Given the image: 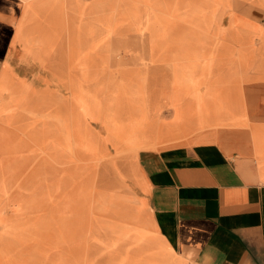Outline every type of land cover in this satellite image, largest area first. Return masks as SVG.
Wrapping results in <instances>:
<instances>
[{"label": "rangeland", "instance_id": "1", "mask_svg": "<svg viewBox=\"0 0 264 264\" xmlns=\"http://www.w3.org/2000/svg\"><path fill=\"white\" fill-rule=\"evenodd\" d=\"M14 1L0 28V264H173L121 188L140 149L204 130L248 128L264 156L244 93L264 85V0Z\"/></svg>", "mask_w": 264, "mask_h": 264}, {"label": "crops", "instance_id": "2", "mask_svg": "<svg viewBox=\"0 0 264 264\" xmlns=\"http://www.w3.org/2000/svg\"><path fill=\"white\" fill-rule=\"evenodd\" d=\"M5 1L12 10L0 9V28H10L9 17L20 9L14 0ZM6 47L0 40V67ZM244 93L248 114L264 128V85ZM263 128L254 134L260 136ZM134 165L130 186L121 191L129 200H144L150 220L143 222L137 210L135 216L155 230L170 262L264 264V156L256 159L250 129L204 130L140 149Z\"/></svg>", "mask_w": 264, "mask_h": 264}, {"label": "bare ground", "instance_id": "3", "mask_svg": "<svg viewBox=\"0 0 264 264\" xmlns=\"http://www.w3.org/2000/svg\"><path fill=\"white\" fill-rule=\"evenodd\" d=\"M222 36V34H220V37ZM222 38V37H221ZM138 226H140V227H142L143 229L142 230H140V231H142V232H144L145 234H147V232H149L150 230H148L144 225H143V223L141 224L140 222H139V220H138ZM155 231V230H154ZM151 232V231H150Z\"/></svg>", "mask_w": 264, "mask_h": 264}]
</instances>
